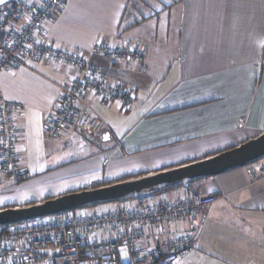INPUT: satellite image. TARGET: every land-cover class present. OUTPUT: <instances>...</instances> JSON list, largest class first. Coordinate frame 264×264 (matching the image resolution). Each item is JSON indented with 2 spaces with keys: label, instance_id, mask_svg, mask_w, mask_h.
I'll list each match as a JSON object with an SVG mask.
<instances>
[{
  "label": "crops",
  "instance_id": "0c3cea01",
  "mask_svg": "<svg viewBox=\"0 0 264 264\" xmlns=\"http://www.w3.org/2000/svg\"><path fill=\"white\" fill-rule=\"evenodd\" d=\"M38 39L83 54L98 41L130 39L144 64L91 56L109 82L133 90L134 102L127 110L102 107L88 93L102 125L54 137L45 134L44 120L74 71L28 60L0 73L2 99L19 106L18 167L26 172L15 183L0 174V208L200 160L264 132V0H63ZM252 164L260 167L264 158ZM185 191L217 198L186 254L191 260L264 264V176L252 180L245 166L158 197Z\"/></svg>",
  "mask_w": 264,
  "mask_h": 264
},
{
  "label": "built area",
  "instance_id": "2783aa9c",
  "mask_svg": "<svg viewBox=\"0 0 264 264\" xmlns=\"http://www.w3.org/2000/svg\"><path fill=\"white\" fill-rule=\"evenodd\" d=\"M61 3L9 0L0 7V73L25 66L27 59L73 70L59 104L44 120V132L54 137L76 127L91 134L102 123L85 101L88 93L99 106L124 110L135 97L132 89L109 82L89 58L103 56L142 67L144 57L130 39L116 44L98 41L86 54L41 43L39 33ZM17 109L2 99L0 88V174L13 182L26 178L18 167ZM246 171L257 181L264 176V164H250ZM158 196L127 200L118 209H78L8 226L0 233V264H180L200 233L205 211L217 198L194 191ZM164 229L170 233L158 239Z\"/></svg>",
  "mask_w": 264,
  "mask_h": 264
},
{
  "label": "water",
  "instance_id": "95a60500",
  "mask_svg": "<svg viewBox=\"0 0 264 264\" xmlns=\"http://www.w3.org/2000/svg\"><path fill=\"white\" fill-rule=\"evenodd\" d=\"M262 158L264 132L240 145L200 160L99 187L69 192L24 206L0 209V227L7 228L57 213L155 195L176 187L187 188L195 180L243 168Z\"/></svg>",
  "mask_w": 264,
  "mask_h": 264
},
{
  "label": "rangeland",
  "instance_id": "374dc122",
  "mask_svg": "<svg viewBox=\"0 0 264 264\" xmlns=\"http://www.w3.org/2000/svg\"><path fill=\"white\" fill-rule=\"evenodd\" d=\"M52 21H53V19H52ZM214 153H217V152H214ZM3 176H4V174H2ZM5 177V176H4ZM6 178V177H5ZM7 179V178H6ZM54 179H57V178H54ZM8 180V179H7ZM257 180H259V179H257ZM10 181V180H9ZM10 182H12V183H15V182H13V181H10ZM76 189V190H75ZM83 189H87V188H74V190H72L71 189V191L69 190V189H64V190H62V191H64L65 193H68L67 191H69V192H73V191H79V190H83ZM88 189H90V188H88ZM61 195H63V194H61ZM156 195H158V194H156ZM54 197H57V196H54ZM53 198V197H52ZM41 201H43V200H41ZM36 203V202H35ZM122 202H114V203H112V204H109V206L110 207H115L116 205H120ZM32 204V203H31ZM105 206H106V204H104V205H98V206H95V209L93 208V207H91V208H87V209H90V210H95V211H101V210H104L105 209ZM0 209H3V208H0ZM79 210H81V209H79ZM6 229V228H5ZM1 233V232H0ZM192 255V254H191ZM191 255H183V257H182V259H181V264H197V260H191Z\"/></svg>",
  "mask_w": 264,
  "mask_h": 264
},
{
  "label": "trees",
  "instance_id": "16d2710c",
  "mask_svg": "<svg viewBox=\"0 0 264 264\" xmlns=\"http://www.w3.org/2000/svg\"><path fill=\"white\" fill-rule=\"evenodd\" d=\"M63 1V0H62ZM62 4V3H61ZM60 4V5H61ZM54 17V16H53ZM97 43V42H96ZM141 53V52H140ZM28 60H34V59H27V61H26V64H27V62H28ZM34 61H44V60H34ZM44 62H47V61H44ZM26 66V65H25ZM24 67V66H23ZM15 69H17V68H14V69H10V70H8L7 72H10V71H12V70H15ZM14 104V103H13ZM15 105H17V104H15ZM18 107V109H17V113H18V111H19V106H17ZM3 231H5V228H1L0 227V232H3Z\"/></svg>",
  "mask_w": 264,
  "mask_h": 264
},
{
  "label": "snow or ice",
  "instance_id": "6c2138e0",
  "mask_svg": "<svg viewBox=\"0 0 264 264\" xmlns=\"http://www.w3.org/2000/svg\"><path fill=\"white\" fill-rule=\"evenodd\" d=\"M5 3V0H0V4H4ZM105 139H108L107 136H105Z\"/></svg>",
  "mask_w": 264,
  "mask_h": 264
}]
</instances>
